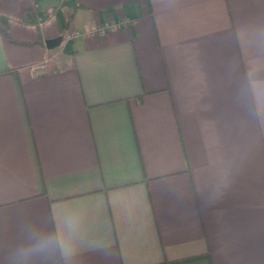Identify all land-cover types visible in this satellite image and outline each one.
Segmentation results:
<instances>
[{
	"label": "crops",
	"instance_id": "1",
	"mask_svg": "<svg viewBox=\"0 0 264 264\" xmlns=\"http://www.w3.org/2000/svg\"><path fill=\"white\" fill-rule=\"evenodd\" d=\"M0 18V264H264V0Z\"/></svg>",
	"mask_w": 264,
	"mask_h": 264
},
{
	"label": "trees",
	"instance_id": "2",
	"mask_svg": "<svg viewBox=\"0 0 264 264\" xmlns=\"http://www.w3.org/2000/svg\"><path fill=\"white\" fill-rule=\"evenodd\" d=\"M0 32L4 35V37L10 41V42H15L12 39V36L9 32V29L7 27L6 21L3 18H0Z\"/></svg>",
	"mask_w": 264,
	"mask_h": 264
},
{
	"label": "water",
	"instance_id": "3",
	"mask_svg": "<svg viewBox=\"0 0 264 264\" xmlns=\"http://www.w3.org/2000/svg\"><path fill=\"white\" fill-rule=\"evenodd\" d=\"M61 41H62L61 37L56 38V39H50V40H48L47 45L49 48H52V47H55L58 44H60Z\"/></svg>",
	"mask_w": 264,
	"mask_h": 264
},
{
	"label": "clouds",
	"instance_id": "4",
	"mask_svg": "<svg viewBox=\"0 0 264 264\" xmlns=\"http://www.w3.org/2000/svg\"><path fill=\"white\" fill-rule=\"evenodd\" d=\"M43 249H42V246H40V245H38L35 249H34V251H37V252H39V251H42Z\"/></svg>",
	"mask_w": 264,
	"mask_h": 264
}]
</instances>
